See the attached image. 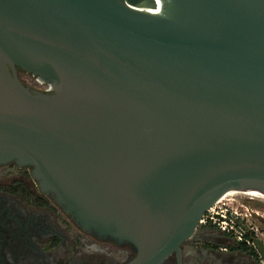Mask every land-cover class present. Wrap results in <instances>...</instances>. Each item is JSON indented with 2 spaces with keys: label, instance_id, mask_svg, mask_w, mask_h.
Returning <instances> with one entry per match:
<instances>
[{
  "label": "water",
  "instance_id": "water-1",
  "mask_svg": "<svg viewBox=\"0 0 264 264\" xmlns=\"http://www.w3.org/2000/svg\"><path fill=\"white\" fill-rule=\"evenodd\" d=\"M12 160L126 264L161 263L225 192L264 190V0H0Z\"/></svg>",
  "mask_w": 264,
  "mask_h": 264
},
{
  "label": "flooded vegetation",
  "instance_id": "flooded-vegetation-1",
  "mask_svg": "<svg viewBox=\"0 0 264 264\" xmlns=\"http://www.w3.org/2000/svg\"><path fill=\"white\" fill-rule=\"evenodd\" d=\"M227 198L212 204L179 248L159 264H264L258 233L230 210L233 203L223 201ZM136 255L132 242L79 224L41 186L33 165L0 162V264H126Z\"/></svg>",
  "mask_w": 264,
  "mask_h": 264
},
{
  "label": "rangeland",
  "instance_id": "rangeland-1",
  "mask_svg": "<svg viewBox=\"0 0 264 264\" xmlns=\"http://www.w3.org/2000/svg\"><path fill=\"white\" fill-rule=\"evenodd\" d=\"M19 76L24 82L35 88H46L45 83H41L30 73L22 72ZM229 198V199H228ZM223 201L232 202L233 208L230 210L237 215H242L248 221V226L254 229L260 237V242L264 245V200L246 195H231ZM225 207V206H224ZM237 210V212H235Z\"/></svg>",
  "mask_w": 264,
  "mask_h": 264
},
{
  "label": "bare ground",
  "instance_id": "bare-ground-1",
  "mask_svg": "<svg viewBox=\"0 0 264 264\" xmlns=\"http://www.w3.org/2000/svg\"><path fill=\"white\" fill-rule=\"evenodd\" d=\"M160 4H161V6L158 8H155V9L145 8L144 10L146 12H150V13L163 12L164 11L163 2L161 1ZM240 194L264 200V190L256 189V188H252V187H246V186H239V187L231 188L230 190L225 192L217 201H219L220 199H223L227 196L240 195ZM217 201H215V202H217ZM215 202L213 204H215Z\"/></svg>",
  "mask_w": 264,
  "mask_h": 264
},
{
  "label": "built area",
  "instance_id": "built-area-1",
  "mask_svg": "<svg viewBox=\"0 0 264 264\" xmlns=\"http://www.w3.org/2000/svg\"><path fill=\"white\" fill-rule=\"evenodd\" d=\"M37 80L39 81V82H41L38 78H37ZM42 84H43V82H41ZM46 90H50V88L49 87H46L45 88ZM202 218H203V216H202ZM215 220V219H214ZM200 221H201V219H200ZM223 228V230H230L229 228H228V226H223L222 227ZM248 242V244L250 245V246H252V245H254V242L252 241V240H248L247 241Z\"/></svg>",
  "mask_w": 264,
  "mask_h": 264
}]
</instances>
